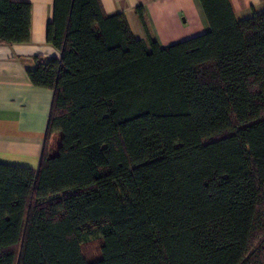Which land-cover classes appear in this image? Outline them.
I'll return each instance as SVG.
<instances>
[{
    "label": "trees",
    "instance_id": "trees-1",
    "mask_svg": "<svg viewBox=\"0 0 264 264\" xmlns=\"http://www.w3.org/2000/svg\"><path fill=\"white\" fill-rule=\"evenodd\" d=\"M198 1L208 29L160 46L53 0L60 57L27 70L53 92L45 142L36 169L0 162V264H264V8ZM30 24L0 0V43Z\"/></svg>",
    "mask_w": 264,
    "mask_h": 264
},
{
    "label": "crops",
    "instance_id": "crops-1",
    "mask_svg": "<svg viewBox=\"0 0 264 264\" xmlns=\"http://www.w3.org/2000/svg\"><path fill=\"white\" fill-rule=\"evenodd\" d=\"M31 6L30 39L0 43V162L36 169L45 142L53 92L34 86L27 70L36 58L60 57V51L45 39L53 0H11ZM238 19L264 8V0H229ZM106 14L126 15L136 38L166 46L208 29L198 0H100ZM144 8L146 31L134 8Z\"/></svg>",
    "mask_w": 264,
    "mask_h": 264
},
{
    "label": "rangeland",
    "instance_id": "rangeland-1",
    "mask_svg": "<svg viewBox=\"0 0 264 264\" xmlns=\"http://www.w3.org/2000/svg\"><path fill=\"white\" fill-rule=\"evenodd\" d=\"M97 249H98V247L95 246V247L91 248V250L89 252L95 254V252H96Z\"/></svg>",
    "mask_w": 264,
    "mask_h": 264
}]
</instances>
